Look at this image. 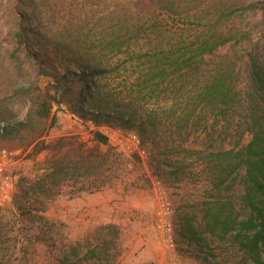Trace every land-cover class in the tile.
<instances>
[{
	"label": "rangeland",
	"instance_id": "1",
	"mask_svg": "<svg viewBox=\"0 0 264 264\" xmlns=\"http://www.w3.org/2000/svg\"><path fill=\"white\" fill-rule=\"evenodd\" d=\"M256 1L262 2L261 11L238 15L230 24L250 39L240 36L238 42L221 47L205 59L200 72L201 85L217 73L227 74L239 95L237 104L201 114V126L187 130L198 131L190 137L176 135V143L169 137L168 144L161 141L145 146L131 130L96 127L73 116L64 106H53L56 121L51 117L44 128L50 133L47 141L52 149L61 142L78 141L102 154L112 150L113 172L104 165L97 172L103 173L97 185L108 181L101 189L93 188L96 178L83 173L87 171L83 168L84 178L53 172V162L67 155L69 146L31 159L33 146L0 139V150L11 153L14 184L10 200L0 206V264H61L65 257H70L69 264H255L230 242L208 238V247H197L181 238L183 217H192L198 226L202 205L211 191L199 156L176 154L182 144L188 150H229L250 141L244 120L251 107V61L264 65V0H38L45 34L90 43L87 51L109 71L105 78H96L106 93L132 95L141 115L160 116L171 111L176 119L190 110L188 99L194 86L178 84L174 91L180 94L175 98L166 86L145 83V75L166 54L161 41L175 38L184 24L212 13L215 5ZM17 14L18 0H0V111L13 122L29 119V91L48 90L50 83L36 76L24 52L15 53L13 31L20 23ZM187 33L193 32L187 29ZM200 109L197 107V113ZM42 129L34 120L24 131ZM92 131L106 135L110 146H97ZM166 148L175 152L173 157L178 161L188 158L189 169L180 179L165 176L167 170L160 166ZM65 162L68 168L74 166L69 160ZM158 187L171 204L174 248L168 247L158 228Z\"/></svg>",
	"mask_w": 264,
	"mask_h": 264
},
{
	"label": "trees",
	"instance_id": "2",
	"mask_svg": "<svg viewBox=\"0 0 264 264\" xmlns=\"http://www.w3.org/2000/svg\"><path fill=\"white\" fill-rule=\"evenodd\" d=\"M261 5L260 1L215 5L211 7L212 13L184 24L182 32L176 34L175 38L161 41L166 45V54L163 53L157 59L154 69L145 75V83H153L158 88L166 86L168 90H172L175 98L180 94L177 90L174 91L178 84L194 86L193 96L188 99L187 108L190 110L176 119L171 111H164L160 116L155 113L141 115L138 102L132 95L120 93V96H111L106 93L96 82V78H105L109 71L102 61L87 51L90 43L87 40L69 41L45 34L42 31L38 0H18L17 15L20 23L13 31L15 53L24 52L25 58L32 63L36 76L49 80L50 83L48 90H39L38 93L29 91L32 101L29 119L13 122L0 111V139L22 144L26 142L27 147L33 146V152L29 156L31 159L48 150L61 152L62 148L69 146L71 149L68 156L53 162V172L57 176L70 174V178L93 176L96 178L93 188L101 189L108 181H102V186L97 185L96 181L103 175L99 174L103 165L109 168V172H113V162L109 159L112 157V150L102 154L78 141L68 145L61 142L52 149L51 143L47 141L50 133L44 131V128L52 117L53 106H64L73 116L96 127L106 125L131 130L145 146L150 142L157 145L161 141L168 144L169 137L176 143V135L180 137L186 134L188 138L193 132H198L187 130L201 126V114H209L208 110H221V105L233 108L237 104L239 95L235 93L227 74L217 73L201 85L200 72L205 59L214 55L221 47L233 40L238 42L240 36L242 40L250 39L247 33L230 28V24H234L238 15L258 13L263 9ZM187 29L193 33H187ZM250 77L252 87L248 97L251 107L244 120L245 129L251 135L250 141L245 145L239 143L229 150H188L182 144L181 152L176 154L186 152L199 156L211 191L202 205L201 222L197 226L192 217H183L180 236L187 243H195L197 247H208V238L230 242L246 259L262 264L264 65L256 59L251 61ZM197 107H201L199 113ZM34 120L42 126V131H24L28 123L32 124ZM52 120L55 122L56 117L53 116ZM207 124L208 121L206 130ZM163 129L175 131H162ZM91 134L97 146H110L109 138L101 131H92ZM167 149L161 155L163 161H160V166L166 168L165 176L180 179L189 169L188 158L178 161L173 157L175 152ZM66 160L74 163V166L68 168ZM82 168L87 170L83 172L87 175L81 174ZM69 258L65 257L61 264H69Z\"/></svg>",
	"mask_w": 264,
	"mask_h": 264
},
{
	"label": "built area",
	"instance_id": "3",
	"mask_svg": "<svg viewBox=\"0 0 264 264\" xmlns=\"http://www.w3.org/2000/svg\"><path fill=\"white\" fill-rule=\"evenodd\" d=\"M13 161L11 153L6 150H0V206L10 200L13 193L14 184L11 176V169ZM157 185H160L157 183ZM157 211L156 216L159 220L158 228L163 233V237L168 247L174 248L175 237L172 224L170 222V215L172 208L169 200L165 196V192L161 187L157 188Z\"/></svg>",
	"mask_w": 264,
	"mask_h": 264
}]
</instances>
